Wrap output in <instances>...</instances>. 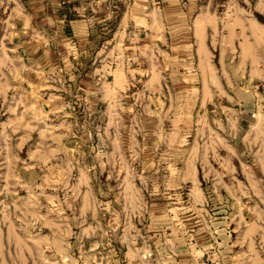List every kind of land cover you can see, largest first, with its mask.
Segmentation results:
<instances>
[{
  "label": "rangeland",
  "instance_id": "rangeland-1",
  "mask_svg": "<svg viewBox=\"0 0 264 264\" xmlns=\"http://www.w3.org/2000/svg\"><path fill=\"white\" fill-rule=\"evenodd\" d=\"M0 264H264V0H0Z\"/></svg>",
  "mask_w": 264,
  "mask_h": 264
}]
</instances>
